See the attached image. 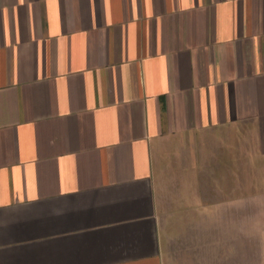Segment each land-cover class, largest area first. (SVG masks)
Listing matches in <instances>:
<instances>
[{
  "label": "crops",
  "instance_id": "crops-1",
  "mask_svg": "<svg viewBox=\"0 0 264 264\" xmlns=\"http://www.w3.org/2000/svg\"><path fill=\"white\" fill-rule=\"evenodd\" d=\"M0 264H264V0H0Z\"/></svg>",
  "mask_w": 264,
  "mask_h": 264
},
{
  "label": "rangeland",
  "instance_id": "rangeland-1",
  "mask_svg": "<svg viewBox=\"0 0 264 264\" xmlns=\"http://www.w3.org/2000/svg\"><path fill=\"white\" fill-rule=\"evenodd\" d=\"M160 184H161V182H160ZM162 191H163V190H158V192H157V198H158V200H160V201H159V203H160V204H159V205H160V209H159L160 214H161V215H164V214H165V211H164V205H163L164 202H163V201L161 202V200L164 199L165 196L163 195V192H162Z\"/></svg>",
  "mask_w": 264,
  "mask_h": 264
}]
</instances>
